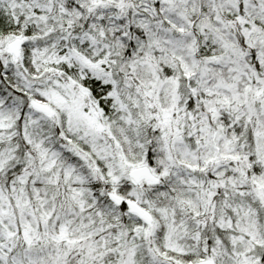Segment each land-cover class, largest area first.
I'll use <instances>...</instances> for the list:
<instances>
[{
	"label": "snow or ice",
	"instance_id": "1",
	"mask_svg": "<svg viewBox=\"0 0 264 264\" xmlns=\"http://www.w3.org/2000/svg\"><path fill=\"white\" fill-rule=\"evenodd\" d=\"M0 264H264V0H0Z\"/></svg>",
	"mask_w": 264,
	"mask_h": 264
}]
</instances>
